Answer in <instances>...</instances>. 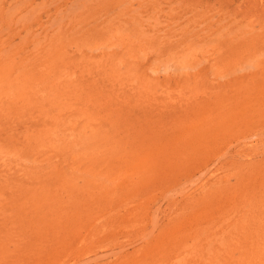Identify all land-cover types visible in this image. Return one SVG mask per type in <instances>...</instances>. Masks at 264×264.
I'll return each mask as SVG.
<instances>
[{
	"label": "rangeland",
	"instance_id": "1",
	"mask_svg": "<svg viewBox=\"0 0 264 264\" xmlns=\"http://www.w3.org/2000/svg\"><path fill=\"white\" fill-rule=\"evenodd\" d=\"M0 264H264V0H0Z\"/></svg>",
	"mask_w": 264,
	"mask_h": 264
}]
</instances>
